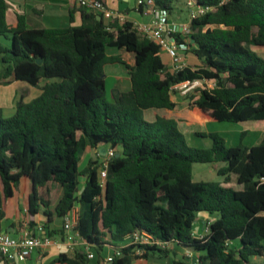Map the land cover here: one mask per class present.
I'll list each match as a JSON object with an SVG mask.
<instances>
[{"label":"trees","instance_id":"16d2710c","mask_svg":"<svg viewBox=\"0 0 264 264\" xmlns=\"http://www.w3.org/2000/svg\"><path fill=\"white\" fill-rule=\"evenodd\" d=\"M179 1L155 3L172 14ZM195 1L210 8L191 21L188 53L200 65L172 70L161 45L127 20L106 22L103 14L82 9L80 26L32 29L22 16L10 23L8 1L0 0V38L11 40L10 47L0 40V79L34 87L47 80L35 99L18 102L12 117L0 108V231L7 200L30 179V227L40 214L52 221L53 208L63 219L79 205V232L98 253L108 238L123 241L147 230L165 244L146 247L147 261L174 255L172 264H264L253 262L264 258V137L251 147H229L220 132H196L211 139L210 148H201L189 144L175 119L145 117L150 109L174 110L177 85L201 81L194 105L215 122L264 121V55L256 51L264 47V0ZM109 48L132 53L135 65L110 55ZM111 64L123 65L132 83L129 91L113 89V101L106 91L105 67ZM101 146L115 151L103 188L102 162L90 160L80 169L82 153ZM217 162L224 164L217 171L223 182L194 181L195 163ZM232 182L239 188L225 186ZM58 185L63 194L54 206ZM203 212L215 220L196 235ZM177 249L196 252V263L180 258ZM123 252L107 264H135L132 247ZM4 260L9 261L0 258V264ZM55 263L104 260L78 251L61 253Z\"/></svg>","mask_w":264,"mask_h":264},{"label":"crops","instance_id":"0c3cea01","mask_svg":"<svg viewBox=\"0 0 264 264\" xmlns=\"http://www.w3.org/2000/svg\"><path fill=\"white\" fill-rule=\"evenodd\" d=\"M8 1V19L9 22L12 24H15L17 22V18L19 16H22L26 19L27 25L29 28L32 29H40V28H47V29H59V28H67L70 26H80L84 22V14L83 11L78 5L74 2V0H7ZM107 6L116 11L121 12L126 15L127 21L131 22L132 24H148L152 21L153 17L150 14H145L144 12H141L137 10V0H108ZM106 19V22H108L109 18H107L104 15V20ZM148 20V21H147ZM171 21H174L171 18ZM177 23V22H176ZM124 51V50H123ZM257 52H260L264 55V47L256 48ZM127 52V51H126ZM164 55L162 54L163 61L169 65V67L173 70L172 60L169 56V54L164 51ZM128 58L133 59L134 63L128 62L131 66L135 65V58L132 53L127 52ZM1 63V62H0ZM182 66H198L200 65V61L197 57H195L193 54L186 53L182 54ZM0 69L3 70V65L0 64ZM0 70V71H2ZM128 76L127 77H120L119 78V84L117 85L118 88H121L122 91H129L132 87L131 83V77L129 74V71H127ZM12 84H22L24 85L23 88H29L27 87L28 84L22 81H18L15 79H11ZM47 83V80H42L39 84V87L44 86ZM31 86V85H29ZM22 87V86H21ZM32 87V86H31ZM34 87V86H33ZM30 89V88H29ZM189 95V94H187ZM185 95L184 92L178 94H173L172 99L177 104V107L174 110H168V109H150L145 111V114L148 115L149 120L154 121L156 120L157 116L166 117L169 119H175L178 121L181 129L183 130L182 125V119L183 118H190V114L188 111H185V115L179 116L177 113L178 110H188L189 105L191 106V103H189V99ZM24 96H18L15 103L10 104L9 106L5 105L4 103L0 104V107L3 110V114L6 116L7 113H11L10 116L6 117H12L16 112L17 104L20 100L23 99ZM195 97V99H197ZM5 108V109H4ZM199 118L201 119L199 122H197V125H201V123H211L215 122L208 114L202 112L199 108ZM251 124L248 128L250 129H244L248 134L252 137V145H249V147L259 144L263 137H264V121H249ZM248 123V122H246ZM253 128V129H252ZM188 130H190L188 128ZM192 132V136H193ZM222 134V133H221ZM237 146V145H236ZM103 149L108 150V146H101L99 148H91L88 147L85 151L88 155V162L90 160H93V157L96 154H99L100 156L104 157ZM88 163H86L85 166H83V169L87 166ZM82 169V170H83ZM86 179L81 181L82 188L85 187ZM32 182L30 179H23L19 185V187L16 189L15 194L13 197L9 198L6 202L5 206V218L2 221V230L3 232H6L10 234L12 237H19L22 235L24 226L29 223V213H28V201H29V193L31 191ZM58 188V187H57ZM62 188L61 193H59V196L57 200L54 201V206L58 203L60 198L62 197ZM56 193L57 189H56ZM53 212L52 221H48L45 215L40 214L38 216V222L34 227H31V229L36 233L39 234V231L37 230L39 225L46 226L52 233V235L56 237L63 236V219H59L56 217L54 208L51 209ZM202 214V213H201ZM206 219L215 220L214 215H207V216H199L198 215V224L199 227L197 228V232H200V235H204V223ZM202 225V226H201ZM204 230V231H203ZM196 233V235H198ZM111 246V245H109ZM66 248L62 251L59 250L57 247H49L48 249L42 250L38 249L36 250L32 257L29 258L27 261H3L1 264H58L55 263L56 259L59 257L61 253L66 254H75V253H69V251H65ZM186 249H180L179 252H184ZM192 255L196 256L197 253L192 251ZM104 258L101 257L99 260H106L107 258L111 257L112 254L108 252L103 253ZM194 258V257H193ZM96 258L94 259V261ZM151 260V259H150ZM147 261L146 259H143L142 261L136 260L134 261L135 264H154L151 261ZM93 264V263H92Z\"/></svg>","mask_w":264,"mask_h":264},{"label":"built area","instance_id":"2783aa9c","mask_svg":"<svg viewBox=\"0 0 264 264\" xmlns=\"http://www.w3.org/2000/svg\"><path fill=\"white\" fill-rule=\"evenodd\" d=\"M74 2L81 9L88 12H94L96 14H103L107 18H118L121 21H125L126 15L121 12H116L105 5L101 0H74ZM187 7L190 13V22L188 23H176L171 21V14L156 6L155 0H137V10L144 12L145 14L152 15L153 19L148 24L137 23L134 25L135 30L142 36L157 42L161 45L162 50L166 51L173 65V70H178L182 66V54L188 53L191 49L190 36L192 34L191 21L198 18L201 14L207 12L210 8L205 6H198L195 0H187ZM180 35L185 38L184 42H176L171 36ZM196 85L201 81L193 82ZM203 83V82H202ZM214 86L215 83L211 82ZM191 82H184L177 87L186 88ZM204 88V87H203ZM115 156V151L111 148L106 150L104 160L101 164L99 171V183L103 188L108 178V169L110 160ZM81 219V207L75 206L70 214L63 218V231L64 234L61 237L52 235V232L44 225H39L37 230L39 234H36L27 223L22 235L15 238L10 234L0 231V258L9 261H27L32 257L33 253L38 249H48L49 247H57L59 250L66 248L69 253H76L78 251H85L89 260H94L97 256L93 249L89 246L86 239L79 232V224ZM210 222L205 227V231L208 232ZM129 244L124 247H132L133 256L136 260L142 261L144 254L147 252L146 247H164L165 244L158 240L153 234L147 230H138L126 237ZM124 248H117L115 256H123ZM65 250V251H66ZM114 255L104 260V264L113 260Z\"/></svg>","mask_w":264,"mask_h":264},{"label":"rangeland","instance_id":"374dc122","mask_svg":"<svg viewBox=\"0 0 264 264\" xmlns=\"http://www.w3.org/2000/svg\"><path fill=\"white\" fill-rule=\"evenodd\" d=\"M171 18L176 21L177 23H188L190 22V13L186 4L185 0L179 1L174 10L172 11ZM148 21V20H147ZM0 40L7 46H11V40H6L5 38H0ZM108 53L110 55H118L122 57L127 63H134L133 59L128 58L127 52L124 50H118L116 48H109ZM164 50L162 51V54L164 55ZM2 64V63H0ZM129 64V63H128ZM2 70V69H0ZM127 69L121 65V64H111L107 65L105 67V72H106V91H107V98L110 101H113L112 97V91L113 89H120L118 88L117 85L119 84V78L120 77H127ZM26 84V83H25ZM208 86L213 85L211 82L207 83ZM22 86V87H21ZM24 85L22 84H17L13 83L10 81H4L0 79V104L4 103L5 105L9 106L10 104L15 103L17 97L19 96H24V101L29 102L33 99H35L39 94H40V89L39 87H31L28 86L29 88H23ZM204 84L201 82L199 84L192 83L186 88H181V87H176L175 93H182L184 92L185 95H187L189 99V103H191V106L189 105L188 110H178L177 113L179 116L185 115V111H188L190 114V118H183L182 125H183V132L185 133L187 140L190 145L196 146V147H201V148H210L211 146V139L209 138H204L201 136L196 135V132H204V133H210V132H220L222 133L226 139H227V145L229 147L231 146H236L243 144L245 146L252 145V137L249 134H254V133H247L245 137H242V132L244 129H250L248 128L249 125L251 124L250 122L246 123H229V122H211V123H201V125H197V122H199L201 119L199 118V110L198 108L194 105V101L196 100L195 97L198 96L197 89L198 88H203ZM1 108V107H0ZM5 109V108H4ZM3 111V110H2ZM11 113H7L6 116H10ZM5 116V115H4ZM5 116V117H6ZM145 117L147 120H149L148 115L145 114ZM151 121V120H149ZM188 128L190 130H188ZM253 129V128H252ZM192 132L194 133L192 136ZM93 160H96L97 162H103L104 157L100 156L99 154H96L93 157ZM88 163V155L86 151H84L81 155V164H80V169H83V166ZM224 166L223 163L217 162V163H195L193 167V178L194 181L200 182H223V177L218 175V169L220 167ZM81 181L84 180L85 178L83 176L80 177ZM225 186H232L235 188H239V186L235 183H230V184H225ZM57 192L55 196V200H57L59 193H61V187L58 185L57 186ZM63 194V192H62ZM61 194V195H62ZM209 215L208 213L203 212L202 214L200 213L199 216H207ZM213 220L210 221V219H206L204 223V230L205 227L207 226L208 222H213ZM202 226V225H201ZM199 227L198 221L195 224L194 231L197 232V228ZM203 230V231H204ZM197 234L200 235V232H197ZM107 244L103 247V250L98 253L95 248H92L93 251L95 252L97 259H100L101 257L104 258L103 253L108 252L112 255L115 254L117 248H124L129 244V241L127 239L123 241H113L110 238L107 239ZM111 245V246H109ZM178 250V249H177ZM179 251V250H178ZM180 258L185 259L191 263V258L195 257L192 255V251L190 250H185L184 252H177ZM151 262L154 264H172L173 261L176 259L174 255L168 258H150ZM253 262L256 263H264V258L263 259H253Z\"/></svg>","mask_w":264,"mask_h":264},{"label":"water","instance_id":"95a60500","mask_svg":"<svg viewBox=\"0 0 264 264\" xmlns=\"http://www.w3.org/2000/svg\"><path fill=\"white\" fill-rule=\"evenodd\" d=\"M98 18H99L100 20L102 19L101 16H99ZM39 63H41V60L39 61ZM103 153H104V155H105V153H106V150H105V149H103ZM119 155H120V154H118V156H119ZM31 182H32V187H34V186H35L34 181L31 180ZM196 261H197L196 258H193V262L196 263Z\"/></svg>","mask_w":264,"mask_h":264}]
</instances>
